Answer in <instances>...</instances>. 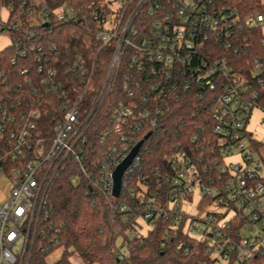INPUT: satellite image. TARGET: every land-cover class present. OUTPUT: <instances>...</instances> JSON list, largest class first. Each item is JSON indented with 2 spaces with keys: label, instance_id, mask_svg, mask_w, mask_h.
Here are the masks:
<instances>
[{
  "label": "built area",
  "instance_id": "obj_1",
  "mask_svg": "<svg viewBox=\"0 0 264 264\" xmlns=\"http://www.w3.org/2000/svg\"><path fill=\"white\" fill-rule=\"evenodd\" d=\"M107 5L103 16L93 15L103 26L96 38L111 45V53L92 106L87 111L81 106L92 67L75 54L69 71L79 86L67 89L58 70L39 65L44 90L59 98L50 130L36 129L38 109L28 111L23 123L15 120L12 130L7 127L12 117L0 116V137L6 133L9 139L0 160V264H29L48 191L68 167L76 171L71 183L84 177L120 214L125 230L116 256L123 264L129 262L128 240L145 243L151 233L161 249L171 247L196 264H264V164L247 143L253 139L247 129L252 110L264 112L258 89L264 58L254 57L252 72L245 74L217 50L222 45L236 52V33L243 28L264 35V13L242 17L215 0H109ZM41 14L64 21L75 17L72 8H43ZM14 27L0 21V32ZM123 66L130 70L122 82L128 101L113 106L104 133L110 141L92 155L91 124ZM188 94L205 102L209 131L174 142L151 174H141L140 147L115 196L116 168L162 127L170 103ZM233 156L239 158L227 159ZM196 197L199 211L192 214L185 206ZM41 238L43 251L54 247L57 228L51 235L42 231Z\"/></svg>",
  "mask_w": 264,
  "mask_h": 264
},
{
  "label": "trees",
  "instance_id": "obj_2",
  "mask_svg": "<svg viewBox=\"0 0 264 264\" xmlns=\"http://www.w3.org/2000/svg\"><path fill=\"white\" fill-rule=\"evenodd\" d=\"M107 1L0 0V21L15 25L8 31L11 43L0 50V116L6 114L12 117V122L7 124L9 130L14 129L15 120L25 122L31 109L41 111L36 119V129H51V121L56 120L55 108L59 98L44 90L42 80L45 74L39 71V65L58 70V76L65 81L67 89L79 86V78L69 71L75 54L81 55L92 67L91 82L81 101L83 111L92 106L111 53V45L104 47L96 38L95 33L103 26L93 15L103 16ZM215 1L222 7L236 9L242 17L264 13L261 0ZM43 8L52 11L72 8L75 17L71 21L59 20L54 15L45 19L41 14ZM3 9L7 10L6 19L1 16ZM234 44L236 52L233 48L218 45V54L224 56L236 71L251 73L253 58H264V35L259 29L243 28L237 31ZM127 72L130 70L126 66L119 69L111 93L91 124L89 144L92 155L104 150L110 141L109 135L104 133L110 128L108 122L113 106L121 100L128 101L127 92L122 88ZM261 75L263 84L258 89L264 108V69ZM205 106V102L196 100L192 94L170 103L162 127L156 133L145 134L147 137L139 154L141 174H151L156 166H162L174 142L190 140L193 135L209 131ZM198 107L200 110L196 113ZM47 109L49 114L46 115ZM8 140L6 133L0 137V160L5 157ZM75 173L73 167H68L54 179L47 194L29 264H72L70 257L74 254L85 264H123L116 256L118 237L125 230L120 214L110 208L109 199L97 192L84 177L81 176L76 184L71 183L69 178ZM132 177L135 178L134 175ZM54 228H57L59 243L43 251L46 240L41 238V232L51 235ZM127 243L128 264H196L192 257H182L171 247L161 249L159 237L154 233L146 238L145 243L138 239L128 240ZM60 246L63 247L61 257L48 262L46 256Z\"/></svg>",
  "mask_w": 264,
  "mask_h": 264
},
{
  "label": "rangeland",
  "instance_id": "obj_3",
  "mask_svg": "<svg viewBox=\"0 0 264 264\" xmlns=\"http://www.w3.org/2000/svg\"><path fill=\"white\" fill-rule=\"evenodd\" d=\"M264 3V0H261ZM2 18L6 19L7 10L3 9L1 13ZM11 43V38L8 32H0V50L5 48ZM247 129L252 132V140L247 139V143L250 145V150L255 157L260 158L264 164V112L255 107L252 112L250 119L247 123ZM239 156L227 157L228 160H237ZM3 180L0 178V189ZM198 197L195 198L194 203H189L185 206V210L189 213L195 214L199 211L197 207ZM148 224L144 223L142 233L146 234L148 230ZM63 253V247H57L52 250L46 259L48 262L57 261ZM72 264H85L76 254L70 257Z\"/></svg>",
  "mask_w": 264,
  "mask_h": 264
},
{
  "label": "water",
  "instance_id": "obj_4",
  "mask_svg": "<svg viewBox=\"0 0 264 264\" xmlns=\"http://www.w3.org/2000/svg\"><path fill=\"white\" fill-rule=\"evenodd\" d=\"M147 137V136H146ZM144 140H141L137 143V145L133 148L130 154L119 164L114 172V195L118 196L120 193L121 185H122V177L124 172L127 170L134 157L137 155L141 145Z\"/></svg>",
  "mask_w": 264,
  "mask_h": 264
}]
</instances>
